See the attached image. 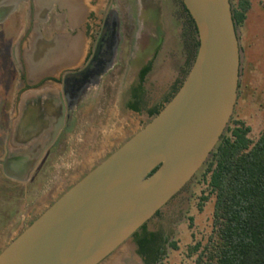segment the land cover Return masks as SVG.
<instances>
[{
	"label": "water",
	"instance_id": "water-1",
	"mask_svg": "<svg viewBox=\"0 0 264 264\" xmlns=\"http://www.w3.org/2000/svg\"><path fill=\"white\" fill-rule=\"evenodd\" d=\"M180 1L196 28L198 49L177 92L147 124L4 247L0 264H101L183 190L207 162L237 100V30L229 0ZM23 3L40 12L42 22L54 5L66 10L71 30L83 24L90 10L78 0H0V25ZM27 23L29 26L28 18ZM33 30L39 39L34 53L44 66L79 62L74 48L81 42L79 35L45 41L36 26ZM63 38L69 47L58 58L52 51L62 45ZM35 56L27 55L30 70ZM26 124L29 122H22ZM21 147L0 165L7 179L25 184L42 150L25 144Z\"/></svg>",
	"mask_w": 264,
	"mask_h": 264
},
{
	"label": "flooded vegetation",
	"instance_id": "flooded-vegetation-1",
	"mask_svg": "<svg viewBox=\"0 0 264 264\" xmlns=\"http://www.w3.org/2000/svg\"><path fill=\"white\" fill-rule=\"evenodd\" d=\"M100 2L101 6L99 4L97 7L99 9L90 10L83 24L76 29L72 27L73 30L70 29L66 10H59L54 5L47 20L42 22L40 12L23 3L24 27L16 34L18 22H14L12 33L0 35L4 43L0 46V60L6 62L0 77V163L10 153L16 155L22 149V144L42 150L38 164L27 183H31L38 172L46 177L53 163L64 160L63 156L68 149L76 121L91 113V108L97 105L100 97L111 95L115 79H119L116 93L119 107L126 113L141 116L142 119L137 124L141 127L152 118L150 111L164 106L165 100L173 97L175 90L182 84L183 76L187 75L184 70L191 63L190 53L193 51L196 54L197 31L179 1L184 17L182 40L185 56L182 68L174 84L157 102L150 105L147 84L157 68L156 60L166 40L161 10L157 11L159 7L155 2L149 1L136 0L135 7L129 0ZM16 13L18 10L10 17ZM35 26L45 41H51L57 36L74 39L79 35L81 42L78 43L79 46H74L77 48L75 57L79 56V62L65 64L62 61L44 66L34 53L35 47L39 45L38 35L33 30ZM27 27L29 31L25 33ZM6 42L10 44L8 54L4 52ZM29 44L32 48L28 47ZM68 47L69 43L63 38L62 45L56 47L52 54L61 58L67 53ZM27 55H34L36 58L32 59L31 70ZM123 58L124 65L120 66ZM24 121L29 124L22 125ZM99 135L95 131L88 132L84 137L83 149L87 145H96ZM116 141L110 142L108 147H115L118 143ZM95 150L97 151L94 155L85 158L81 154L83 161L96 163L107 154L103 155L101 149ZM86 172V167L82 165L69 177V181L83 177ZM0 174L6 180L12 181L4 176L1 165ZM53 194L50 192L42 200L33 202L24 214L18 216L14 225L11 226L14 218L8 221L5 224L11 227L8 237L19 235L39 217L51 205L48 202ZM130 240L137 257L144 264L137 254V246L132 238Z\"/></svg>",
	"mask_w": 264,
	"mask_h": 264
},
{
	"label": "rangeland",
	"instance_id": "rangeland-1",
	"mask_svg": "<svg viewBox=\"0 0 264 264\" xmlns=\"http://www.w3.org/2000/svg\"><path fill=\"white\" fill-rule=\"evenodd\" d=\"M100 1L86 0L85 3L90 10H93L99 4L101 6ZM129 1L135 7L136 0ZM141 1L155 2V5L159 7L156 10H161L166 29L164 47L156 60L157 68L147 84V98L151 105L157 102L162 94L174 84V80L182 68L185 56L182 40L184 17L178 0ZM21 5L18 8V13L0 26V35L2 33L4 35L12 33L14 22H18L16 25L18 27L15 30L16 34L24 27L23 12L25 8ZM236 30L240 54V72L237 100L231 121L244 123L250 129L248 137L250 140L256 141L264 130V0H250V10L246 15V19ZM13 41L14 39L11 44ZM3 44L0 36V46ZM9 46V42H6L4 47L6 54H8ZM190 54L191 63L184 70L186 74L195 59V53L192 51ZM4 64L6 62L3 63L0 60V77L3 73ZM120 64V66L124 65V58L120 61ZM185 76L182 78V83ZM118 80V78L115 79L110 96L103 95L100 97L97 105L91 108V113L76 121L72 128L68 149L63 156L64 160L53 163L46 177L43 173L38 172L37 177H34L31 183L5 187L8 181L0 174V188H3L7 194L6 196L10 198L19 193L24 203L21 213L12 219L11 226L17 222L18 216L24 214L27 207H31L33 202L42 200L50 192L54 193L48 202L52 204L80 179L75 178L69 181V177L76 169L84 165L86 171H90L147 124L148 121H145L141 127H138L137 124L142 117L126 113L119 107L116 96L119 87ZM93 131L100 133L97 136L96 145L93 147L87 145L83 149L82 144L85 135ZM115 140L118 142L115 147H108V144L115 142ZM95 149L103 150L102 154L107 153L106 156H103V159L99 162L85 161V163L81 154H84V158L94 155L97 151ZM13 187L16 189H13ZM203 190L200 170L183 190L159 211L158 215H155L146 223L148 231L161 232L168 239L163 264H194L197 255H190V248H193L197 243L205 244L207 241L212 231L214 199L211 198L206 202H202L201 198L206 195L202 193ZM10 229V226H0V252L18 236L14 234L12 237H8ZM172 244H175L176 249L172 247ZM101 264L142 263L135 253L131 240H129Z\"/></svg>",
	"mask_w": 264,
	"mask_h": 264
},
{
	"label": "trees",
	"instance_id": "trees-1",
	"mask_svg": "<svg viewBox=\"0 0 264 264\" xmlns=\"http://www.w3.org/2000/svg\"><path fill=\"white\" fill-rule=\"evenodd\" d=\"M229 1L236 29L246 19L250 0ZM162 108L150 111V117ZM249 133L244 123L230 120L201 168L202 193L206 194L201 200L213 198L214 205L207 241L190 248V255H197L194 264H264V130L256 141L250 140ZM16 184L8 181L5 187ZM6 195L0 188V226L21 213L24 204L19 193L10 198ZM132 240L144 264H163L168 239L161 232L148 231L144 224ZM172 247L176 249L175 244Z\"/></svg>",
	"mask_w": 264,
	"mask_h": 264
}]
</instances>
